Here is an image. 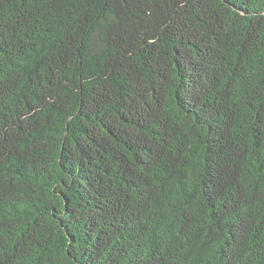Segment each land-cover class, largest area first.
<instances>
[{"label":"trees","instance_id":"obj_1","mask_svg":"<svg viewBox=\"0 0 264 264\" xmlns=\"http://www.w3.org/2000/svg\"><path fill=\"white\" fill-rule=\"evenodd\" d=\"M0 264H264V0H0Z\"/></svg>","mask_w":264,"mask_h":264}]
</instances>
